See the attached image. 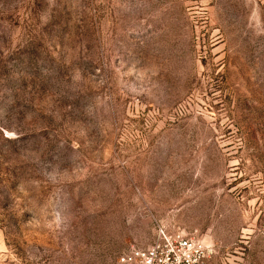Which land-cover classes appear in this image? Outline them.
<instances>
[{"label": "rangeland", "instance_id": "1", "mask_svg": "<svg viewBox=\"0 0 264 264\" xmlns=\"http://www.w3.org/2000/svg\"><path fill=\"white\" fill-rule=\"evenodd\" d=\"M160 227L264 264V0H0V264Z\"/></svg>", "mask_w": 264, "mask_h": 264}, {"label": "built area", "instance_id": "2", "mask_svg": "<svg viewBox=\"0 0 264 264\" xmlns=\"http://www.w3.org/2000/svg\"><path fill=\"white\" fill-rule=\"evenodd\" d=\"M207 247L202 240L179 231L159 228L147 247H131L117 259L118 264H206Z\"/></svg>", "mask_w": 264, "mask_h": 264}]
</instances>
